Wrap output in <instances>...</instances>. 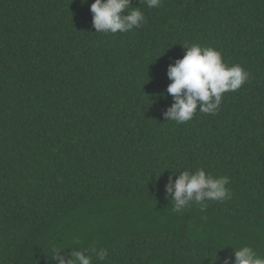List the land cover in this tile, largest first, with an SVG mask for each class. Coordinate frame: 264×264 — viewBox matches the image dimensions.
<instances>
[{"label": "trees", "instance_id": "16d2710c", "mask_svg": "<svg viewBox=\"0 0 264 264\" xmlns=\"http://www.w3.org/2000/svg\"><path fill=\"white\" fill-rule=\"evenodd\" d=\"M94 2L0 0V264H57L70 230L104 264L264 256V0H132L147 22L117 34L97 33ZM193 42L250 77L216 115L168 122V69ZM200 168L232 199L174 213L169 178Z\"/></svg>", "mask_w": 264, "mask_h": 264}, {"label": "clouds", "instance_id": "9594fccd", "mask_svg": "<svg viewBox=\"0 0 264 264\" xmlns=\"http://www.w3.org/2000/svg\"><path fill=\"white\" fill-rule=\"evenodd\" d=\"M88 0H83L87 3ZM149 9L162 7V0H142ZM132 0H95L90 11L93 14V26L97 33H127L145 24L146 17L140 7L133 8ZM185 55L175 61L168 69L172 83L167 93L174 103L164 113L165 119L176 124L192 121L199 111L203 114L216 115L225 93L235 92L249 80L250 73L241 65L229 67L223 60L222 53L210 46H201L193 42L185 44ZM231 183L227 176H215L203 168L195 171L180 172L174 182L171 177L166 185L167 196L172 197V211L180 214L191 205H197L204 212L208 201L225 202L232 199ZM227 248V247H226ZM234 249V264H264V256L248 245L231 247ZM62 250L53 246L51 259L57 264H92L93 257L97 264H104L108 258L106 248L89 247L73 250L67 258L61 257ZM91 255H85V253ZM212 264H217V254ZM223 264H233L231 256L224 258Z\"/></svg>", "mask_w": 264, "mask_h": 264}, {"label": "rangeland", "instance_id": "374dc122", "mask_svg": "<svg viewBox=\"0 0 264 264\" xmlns=\"http://www.w3.org/2000/svg\"><path fill=\"white\" fill-rule=\"evenodd\" d=\"M91 214L89 217H91ZM100 227H103V225L100 224L99 222H92L91 225L87 226V229H85V230H88V228H92L93 230L98 231L100 229ZM78 232H79L78 230L66 231L59 238V247L61 246L62 248H65V252L62 254H59L61 257L67 258V256H66L67 253H69L70 251H73V248H72L73 246L71 245V243L73 242V239L75 238V236H77V234H79ZM88 232H90V231L88 230L86 233H88ZM56 263H57V261H56Z\"/></svg>", "mask_w": 264, "mask_h": 264}]
</instances>
